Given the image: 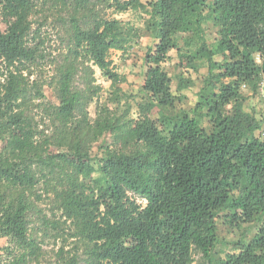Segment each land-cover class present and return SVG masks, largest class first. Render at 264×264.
I'll list each match as a JSON object with an SVG mask.
<instances>
[{
    "label": "trees",
    "instance_id": "obj_1",
    "mask_svg": "<svg viewBox=\"0 0 264 264\" xmlns=\"http://www.w3.org/2000/svg\"><path fill=\"white\" fill-rule=\"evenodd\" d=\"M0 21V264H39L34 217L60 242L54 264H264V112L245 107L264 82V0H0ZM48 26L63 46L50 59ZM144 36L137 116L107 103L91 119L95 68L120 103L112 52ZM221 225L241 230L226 250Z\"/></svg>",
    "mask_w": 264,
    "mask_h": 264
},
{
    "label": "rangeland",
    "instance_id": "obj_2",
    "mask_svg": "<svg viewBox=\"0 0 264 264\" xmlns=\"http://www.w3.org/2000/svg\"><path fill=\"white\" fill-rule=\"evenodd\" d=\"M97 1V0H94ZM144 2L147 0H143ZM103 12V11H102ZM102 12H100L102 14ZM107 16H113L117 18H123L128 19L130 18V14L128 13H113L111 9H108L107 11L103 12ZM142 23H139L141 25ZM0 26L4 28V26L1 24ZM57 28L48 26L46 27V36H47V42L45 46V54H47V58H54L55 56H58L60 52L63 50V46L59 39H56L57 34ZM213 27H211L208 30V32H212ZM214 34H209V36H213ZM45 36V37H46ZM153 45V41L149 36H144L141 38L139 44L134 48L132 54H130L128 59L124 60V58L120 57V53L113 51L111 58L114 60L115 65L118 67V71L124 75L125 81L121 82L119 84L120 88L122 89V93L124 94L123 98L120 103L114 104L110 101H108V97L110 94L114 91L115 87L111 84L109 80H107L105 77L102 76L99 69L95 68L94 76L96 78V83L101 87V91L97 95H94V101L89 106V113L90 118L96 117V109L98 105L103 104H110L111 108L115 110V112L120 115L124 113L127 109V106L131 104V111L130 115L137 116V107H136V101L140 100V96L138 94V89L141 86L143 79H144V71L145 66L143 64V57L145 56L148 47ZM48 60V59H46ZM179 58L175 51L171 52L170 58L167 62L164 63L165 68L167 69L168 73L172 77H176V75L179 74ZM49 70V71H48ZM52 68L49 66L44 69V77L46 75H49L51 73ZM206 68L203 67L200 69L198 73L190 72L185 73L186 76H190L194 80V84L191 88L183 91V94L186 96L182 103L179 104L178 107L180 108H188L192 105V103L195 101L197 92L199 91L201 85H202V77L207 73ZM175 83L173 82V88L175 89ZM77 85L80 88H85L86 85L84 83V80L82 78L77 80ZM47 99L51 102L57 103L58 99L54 91L50 88H46L45 90ZM248 94L249 91L245 90ZM100 107V106H99ZM246 109H251L250 107H253V110L255 112H264V82L261 83L259 92L257 94H250L248 97V100L245 104ZM153 116V115H152ZM102 139L106 140L111 145L114 144L113 137L109 134L105 135L104 138H100L97 142H95L92 145L91 153L92 155H98L100 156V145L102 144ZM120 147V146H118ZM41 208L44 209V213H47L49 218H58L60 214L58 213V216H53L50 210V205L47 201H44L43 204H41ZM33 228L35 230L36 236L39 238L38 240H43L42 245L43 249L46 251L43 255V258L39 262V264H54L55 258H54V250L58 248L59 241L57 239L55 240L54 233L49 231V233H45L43 226L41 225V222L36 221V217H34V221L32 223ZM240 231L238 228H228L226 226H220L219 227V238H220V244L218 246V249L220 250H226L227 248H230L233 246V243L238 238ZM7 245L6 239H0V247H4ZM49 251L53 252V255L51 256V253ZM1 253V251H0ZM196 259H199L200 257L197 255L195 256ZM38 264V263H35ZM84 264V263H81ZM197 264V263H196Z\"/></svg>",
    "mask_w": 264,
    "mask_h": 264
}]
</instances>
